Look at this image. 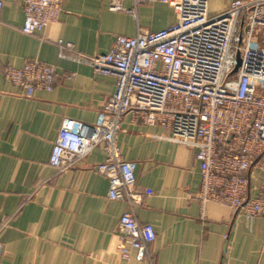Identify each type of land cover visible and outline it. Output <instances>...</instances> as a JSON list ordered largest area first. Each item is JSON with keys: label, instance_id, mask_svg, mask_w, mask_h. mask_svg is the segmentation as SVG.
<instances>
[{"label": "crops", "instance_id": "crops-1", "mask_svg": "<svg viewBox=\"0 0 264 264\" xmlns=\"http://www.w3.org/2000/svg\"><path fill=\"white\" fill-rule=\"evenodd\" d=\"M232 1L207 0L209 13L224 11ZM23 18L21 0H2L0 264H264V216L246 218L214 202L202 204L194 149L167 138L158 124L126 113L116 138L142 193L136 218L156 233L145 260L123 259L116 250V225L126 203L107 197L108 180L96 170L103 150L94 148L64 170L49 164L62 122L96 123L115 91L113 75L59 56L55 42H70L81 54H102L117 35L176 22L174 10L159 1L63 0L58 20L39 35L20 30ZM27 59L53 68L51 90L25 96L4 78L6 66L20 67ZM261 179L254 169L251 195Z\"/></svg>", "mask_w": 264, "mask_h": 264}, {"label": "built area", "instance_id": "built-area-1", "mask_svg": "<svg viewBox=\"0 0 264 264\" xmlns=\"http://www.w3.org/2000/svg\"><path fill=\"white\" fill-rule=\"evenodd\" d=\"M146 1L168 4L176 22L134 36L117 35L102 54H81L70 42H55L59 56L113 75L115 91L105 99L96 123L65 119L49 156L53 168L64 170L94 148L103 150L96 170L108 180L107 197L126 203L116 225V250L121 258L137 261L147 258L156 233L136 218L142 193L131 162L116 143L126 113L160 125L167 138L194 149L202 204L214 202L246 218L264 216V0H233L218 14L209 13L207 0H134ZM62 3L21 0L20 30L42 34L58 20ZM3 75L25 96L54 85L53 68L38 59L6 66ZM254 169L262 179L251 195Z\"/></svg>", "mask_w": 264, "mask_h": 264}]
</instances>
